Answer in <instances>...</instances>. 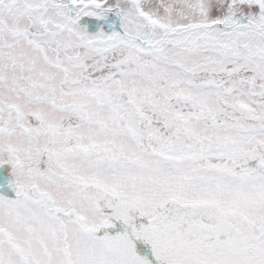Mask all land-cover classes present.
I'll list each match as a JSON object with an SVG mask.
<instances>
[{
	"label": "snow or ice",
	"instance_id": "obj_1",
	"mask_svg": "<svg viewBox=\"0 0 264 264\" xmlns=\"http://www.w3.org/2000/svg\"><path fill=\"white\" fill-rule=\"evenodd\" d=\"M0 264H264V0H0Z\"/></svg>",
	"mask_w": 264,
	"mask_h": 264
}]
</instances>
